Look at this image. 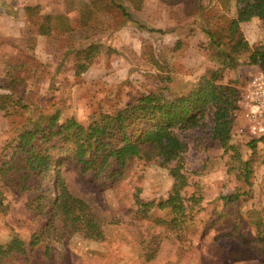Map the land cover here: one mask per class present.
Here are the masks:
<instances>
[{"label":"rangeland","instance_id":"obj_1","mask_svg":"<svg viewBox=\"0 0 264 264\" xmlns=\"http://www.w3.org/2000/svg\"><path fill=\"white\" fill-rule=\"evenodd\" d=\"M89 1L0 0V94H9L2 87L11 73L24 79L19 92L26 104L85 124L98 111L110 113L150 89L156 74L170 77L161 93L174 100L219 67L199 19L222 14L218 0L171 5L99 0L102 9L81 27L79 8ZM118 5L136 20L128 21ZM230 6L233 16L234 1ZM45 15L68 17L74 31L57 42L47 39L41 33ZM241 30L250 46L264 47L263 23H242ZM87 43H97L100 54L94 66L75 76L72 51ZM258 73L248 66L223 72L221 83L234 85L241 107L224 145L211 136L209 110L200 126L176 130L187 147L181 195L190 217L174 222L167 209H154L143 220L133 214L136 198L156 203L167 198L173 162L166 157L130 162L122 179L103 190L71 176L72 189L102 222L100 240L71 232L62 217L28 210L31 194H17L0 179V199L7 207L0 214V244L12 233L25 243L32 236L39 240L26 261L19 257L8 264H264V137L249 135L242 115L244 96ZM30 117L23 109L0 111V162L10 157Z\"/></svg>","mask_w":264,"mask_h":264},{"label":"trees","instance_id":"obj_2","mask_svg":"<svg viewBox=\"0 0 264 264\" xmlns=\"http://www.w3.org/2000/svg\"><path fill=\"white\" fill-rule=\"evenodd\" d=\"M160 1L166 5L175 2ZM233 1L235 13L232 16L229 12ZM218 2L224 11L222 14L202 13L199 19L208 47L213 50L212 57L219 67L209 70L193 90L174 100L166 99L161 93L165 88L163 84L168 83L170 77L156 74V83L137 98L110 113L98 111L81 124L72 116L62 118L59 111L46 113L26 104L19 92L24 79L9 73L8 83L2 87L9 94H0V111L9 113V110L23 109L31 117L28 128L16 139L10 157L0 162V179L5 187L17 194H31L28 210L47 217H62L64 226L71 232L100 240L103 238L102 222L83 197L72 189L71 176L88 188L96 186L103 190L122 179L130 162L166 157V162H173L169 170L173 184L167 198L158 203L141 202L136 198L137 208L133 214L143 220L154 209H167L174 214V222L182 223L183 218L190 217L181 195L187 183L180 171L187 147L176 130L200 126L209 110L211 136L224 145L241 107L238 105L239 92L234 85L221 83L223 72L248 66L264 74V47L250 46L241 30L242 23L252 20L264 24V0ZM100 6L99 0H90L80 6L81 27L87 26L102 9ZM118 9L128 21L136 20L121 5ZM73 31L70 19L64 15L42 17L41 33L50 40L57 42L58 37ZM176 46H180V42ZM72 52L73 74L79 76L95 65L100 46L87 43ZM255 142L250 143L251 150ZM6 208L0 199V214H5ZM38 241L32 236L30 243H25L19 235L12 233L6 243L0 244V264L12 263L19 257H25L26 261L29 248Z\"/></svg>","mask_w":264,"mask_h":264},{"label":"built area","instance_id":"obj_3","mask_svg":"<svg viewBox=\"0 0 264 264\" xmlns=\"http://www.w3.org/2000/svg\"><path fill=\"white\" fill-rule=\"evenodd\" d=\"M242 113L248 134L253 137L264 136V74L261 72L250 82Z\"/></svg>","mask_w":264,"mask_h":264},{"label":"crops","instance_id":"obj_4","mask_svg":"<svg viewBox=\"0 0 264 264\" xmlns=\"http://www.w3.org/2000/svg\"><path fill=\"white\" fill-rule=\"evenodd\" d=\"M48 39V38H47ZM45 40V39H44Z\"/></svg>","mask_w":264,"mask_h":264}]
</instances>
